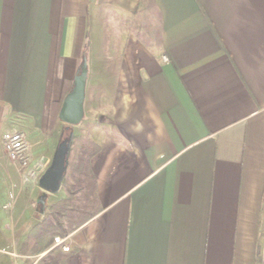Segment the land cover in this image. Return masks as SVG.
<instances>
[{"label":"crops","instance_id":"1","mask_svg":"<svg viewBox=\"0 0 264 264\" xmlns=\"http://www.w3.org/2000/svg\"><path fill=\"white\" fill-rule=\"evenodd\" d=\"M84 59L82 117L50 128ZM15 121L30 174L56 147L42 134L95 121L99 212L66 264H264V0H0V144ZM33 195L9 202L25 222ZM26 239L9 254L34 264Z\"/></svg>","mask_w":264,"mask_h":264},{"label":"trees","instance_id":"2","mask_svg":"<svg viewBox=\"0 0 264 264\" xmlns=\"http://www.w3.org/2000/svg\"><path fill=\"white\" fill-rule=\"evenodd\" d=\"M141 19H147L143 6L140 7ZM141 41L146 46H152L156 42L143 38L145 32L152 35L147 21L141 24ZM153 37V36H152ZM61 106V100L51 104L49 115V127L52 128L56 121L57 114ZM77 136L73 135L69 152L68 166L62 180L65 187L63 198L53 202L42 220L35 223V238L27 235L26 248L33 254L46 251L34 264H66V258L71 253L70 250H62L59 245H55V237H65L73 230L84 224L95 216L98 212L96 179L90 166L91 157L97 152L98 146L91 140H87L79 146L74 147ZM82 195L81 206L77 214L74 213L73 198L76 194ZM39 228L40 230L36 229ZM33 231L30 230V233ZM40 243V244H39ZM34 244V245H33Z\"/></svg>","mask_w":264,"mask_h":264},{"label":"rangeland","instance_id":"3","mask_svg":"<svg viewBox=\"0 0 264 264\" xmlns=\"http://www.w3.org/2000/svg\"><path fill=\"white\" fill-rule=\"evenodd\" d=\"M113 20L115 21V19ZM114 21L113 22L110 21L108 23L109 31L111 34L108 38L110 44H114L115 42L114 35H113V31H114L113 27L116 24ZM144 34H147V35H144L143 38H145L146 40L149 39L150 42L154 41V37H152L151 34L147 32H145ZM15 122L20 124V126L16 128V130L26 131L24 129V127L25 128L27 127L26 125H24L25 122H18V121H15ZM94 126H95V121L93 122L86 121L84 127L80 126V128H77V130H75V134L73 133V135L77 136V140L75 141L74 147L79 146V144L84 143L87 140H91L90 138H92L91 140L92 142L95 141L94 136L91 137L88 133V131L91 130L90 128ZM4 128H6V125L3 126L1 134L9 131L6 129L4 130ZM62 128L63 126H58L57 128L55 126L52 131L51 129H49L51 132H46L45 134H42L41 137L43 138V142H42L43 144L42 146L38 144L37 149L38 148L40 149L41 147L44 150L45 147L47 146L50 147V145H52V147H55L58 141L59 133ZM30 141L34 142L35 137H31ZM49 154H50V151H49ZM43 171L41 172L40 169H37L35 170V173L33 171V173L31 174L29 171L25 170V168L22 169L20 172L17 171L16 165L14 166L8 160L7 155L2 145L0 144V264H22L23 262L26 263V261L20 259L19 257L18 258L14 257V255H11L9 253L10 252L12 253V251L14 252L16 251L15 256H17V254L25 251L24 241L27 235L30 234L31 238L37 237V235H35L37 231L34 234L35 230L33 228H34L35 223H37V220L39 222V219L42 217L40 214L41 211L43 209L44 211H47V208L49 207V204L51 202L57 201L63 198L65 194V191H64L65 187H63L62 184H61L60 189L56 193H47L38 187V184H37L38 178L41 176ZM32 190L34 194L32 202L38 212L36 216L33 217V219L31 218L30 220V218H28V220L25 222L26 217H30L32 210L25 212V215L22 216L20 213L21 212L20 207L22 204L19 202L17 204V207L12 212L10 211V208H9L11 206L9 205V202H11V200L13 199V196H16L18 193L21 192L23 193V195H29V193H31ZM82 201H83L82 195L77 193L76 196L73 198L75 214H77V211H78L77 208H79V206H81V203H83ZM1 204L2 206L6 207L8 211L2 209ZM13 215L16 216L15 217L16 219L13 217V221H12ZM43 215H45V212L43 213ZM32 222H34V224L30 226L29 224H32ZM26 225L30 226V229L27 233H26V230H24V227ZM36 229L40 230L39 228H36ZM30 230H32L33 232L30 233ZM23 234L25 236H23ZM63 238L64 237H59V236L55 237V245H59L62 250H64V246H66L65 243L67 242V241L65 242ZM12 242L14 245L12 244ZM30 261L31 260H28V263Z\"/></svg>","mask_w":264,"mask_h":264},{"label":"water","instance_id":"4","mask_svg":"<svg viewBox=\"0 0 264 264\" xmlns=\"http://www.w3.org/2000/svg\"><path fill=\"white\" fill-rule=\"evenodd\" d=\"M86 74L85 59L80 70L74 78L73 85L62 101L58 117L69 124H76L83 114L84 80ZM69 130V131H68ZM73 131L69 126H64L58 137L51 161L38 178V187L47 193H56L65 176Z\"/></svg>","mask_w":264,"mask_h":264},{"label":"built area","instance_id":"5","mask_svg":"<svg viewBox=\"0 0 264 264\" xmlns=\"http://www.w3.org/2000/svg\"><path fill=\"white\" fill-rule=\"evenodd\" d=\"M162 60L166 61L167 57L162 56ZM1 145L10 162L17 165L18 169H24L29 165V143L22 131L14 130L6 132L1 137Z\"/></svg>","mask_w":264,"mask_h":264}]
</instances>
